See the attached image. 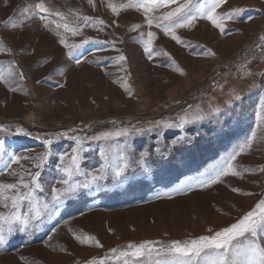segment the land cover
I'll use <instances>...</instances> for the list:
<instances>
[{"label": "rangeland", "instance_id": "374dc122", "mask_svg": "<svg viewBox=\"0 0 264 264\" xmlns=\"http://www.w3.org/2000/svg\"><path fill=\"white\" fill-rule=\"evenodd\" d=\"M38 2L0 0V48L5 49L0 52V73L6 76L13 73L7 83H0V126L9 129L0 132V145L5 149L0 156L4 161L9 160L12 152L35 157L45 151L38 136L47 138L75 129L72 135L84 140L81 161L84 172L94 171L104 163L99 151L107 147L110 165L123 163L120 156L126 157L129 179L118 183L109 169L102 187L77 191L54 215L45 214L42 219L32 221L23 232L19 231V225H14V234L0 247V264H93V261L156 264L163 257L158 258L155 253L136 262L130 257L117 258L118 252L127 250L129 243L139 245L151 241L167 246L173 241L185 242L211 235L255 209L259 200L264 199V172L259 171L264 167V120L257 118L261 94L254 91L229 109L213 115V107L221 109L234 102L226 101L233 99V96L226 97V92L211 102L217 86L225 82L212 85L198 96L194 92L210 83L215 71L233 60L253 40L262 29L264 19L250 25L226 21L225 29L232 28L233 33L224 43L229 46L232 43L234 50L221 55L224 47L218 49L219 35L210 34L215 27L207 20H197L189 28L177 29L176 35L183 41L177 43L160 29H149L142 10L127 8L115 15L108 7V3L119 6L128 0H93L92 5L88 0H44L50 11H59L64 19L47 14L44 20L28 18L24 9ZM202 2L193 0L195 4ZM228 2L218 13L233 10V3ZM247 3L264 11V0H247ZM168 10L163 8L153 15L159 16ZM247 13L251 12L242 11L239 17ZM85 15L103 20L104 24L85 26L77 36L65 32L63 27L57 28V24L64 23L69 27L79 26L83 22L77 17ZM137 25L140 27L132 30ZM148 31L155 33L153 52L160 53L151 59L142 43ZM57 32L68 43L89 40L74 50L80 64L68 57V49L59 43ZM224 35L220 38L225 39ZM188 42L202 43L208 50L204 52L203 48H195ZM119 55H124L126 60L118 62ZM218 55L221 58L212 61ZM253 69L242 77H234L235 81L243 80ZM21 72L22 79L18 75ZM253 81L248 85L249 91L263 90L264 97V81L258 77ZM181 117L194 122L184 124L183 129L154 126L156 121L176 125ZM17 127L30 135H13ZM149 128L152 131L138 133ZM123 129L130 135L107 141L88 139ZM253 131L256 137L251 148L234 162L241 176L225 177L223 183L186 195L173 192L180 182L199 178ZM174 140L176 144L172 143ZM74 146L75 142L69 138H61L51 146L46 165L39 169L45 188L43 193H36L41 201L51 199V187H62L56 184L60 178L56 165L59 156L70 154ZM142 153H147V171L138 164ZM32 163V160H22L20 164H13L0 175V184L17 182L26 169L37 171ZM11 172L17 175H10ZM83 179L81 176L75 181ZM232 188L239 189V193H234ZM157 193L171 198L157 199ZM20 211L28 212L27 203ZM7 212L0 202V213ZM78 236H89L92 240L81 244L75 238ZM96 242L102 247H97ZM112 249H117V254H112Z\"/></svg>", "mask_w": 264, "mask_h": 264}, {"label": "snow or ice", "instance_id": "6c2138e0", "mask_svg": "<svg viewBox=\"0 0 264 264\" xmlns=\"http://www.w3.org/2000/svg\"><path fill=\"white\" fill-rule=\"evenodd\" d=\"M228 0H203L202 3L195 4L193 0H128L127 4H121L119 6L108 3V7L113 14L119 15L121 10L127 8H134L136 10H142L145 22L149 29L155 27L160 29L164 35L170 36L172 40L177 43H183L179 36L176 35V30L181 28H189L194 25L197 20H207L213 27L219 30L221 34H224L225 22L232 21L239 16L242 9L236 8L233 10H226L223 13H218V9L222 8ZM90 5L93 4V0H88ZM171 5H176L171 7ZM169 8L170 10L163 12L159 16H154L153 13L163 9ZM24 13L28 15V18L39 17L44 20L47 14L49 16L55 15L62 20L64 16L59 11L52 12L46 7L44 0H39L30 8H25ZM78 20L83 23L79 26L69 27L67 23L63 25L57 24V28L63 27L65 32H71L73 36L81 35L85 26L95 27L96 25H103V20L93 19L89 16H79ZM47 27V25H45ZM140 26H135L132 30H136ZM99 30H102L99 29ZM56 35L60 36L59 43L68 49L67 55L70 59L74 60L76 64H80L81 60L75 55L76 49L82 48L83 45L89 43L88 39L82 40L79 44L68 43L66 38L60 35L59 32ZM147 39L142 40L144 46V52L148 54L151 59L154 55L160 53L153 52V42L155 40V33L152 31L147 32ZM144 33H141V37ZM261 39H264L262 37ZM98 43H105L99 41ZM113 47L115 42H112ZM5 49L0 48V52ZM164 55H167L164 53ZM214 55V54H213ZM124 55H119L117 61H125ZM178 70V69H177ZM13 75L9 72L7 76L0 73V83H7L8 77ZM19 78H23V73H19ZM14 90V89H12ZM216 113L219 109H214ZM198 119H204L203 116H198ZM258 120H264V97L260 100V111L257 113ZM190 121L185 117H181L179 124H170L164 121H156L154 126L157 128H173L180 127L183 129V125ZM9 129L5 126H0V132H7ZM76 130L69 129L65 132H58L49 135L47 138L37 137L43 142L45 151L37 154L35 157H28L12 152L10 158L4 161L0 156V175L5 174L6 169H11L13 164H20L22 160H32V169H26L23 174L19 175L17 182L9 184H0V202L3 207L8 209L7 213H0V247H3L8 238L14 234V225H19V231L23 232L29 229L32 221L42 219L43 215H54L59 211L61 205L71 196L81 189H91L93 186L102 187V181L108 179L109 169H111L112 178L118 183H124L129 179L127 173L129 164L126 157L120 156L123 163L117 165H110L109 152L107 147H101L99 155L104 163L97 169L91 172H84L81 168V161L83 160L84 140L81 137L72 135ZM83 131V129H81ZM144 131H152L151 128L146 130H138L139 134H143ZM13 135H30L23 128L17 127ZM130 133L127 129L117 130L115 132H106L101 135H94L88 139L92 141H107L113 137L129 136ZM256 137V132L253 131L244 142L238 144L230 153L222 157L215 164L209 166L199 178L190 179L180 182L173 192L177 195H186L189 192L196 189L209 188L212 185L220 184L224 182V178L228 176H241L242 173L236 169L234 162L237 157L246 150L250 149L253 144V139ZM61 138H69L75 142V146L70 154L60 155L59 163L56 165V170L60 174V178L56 180V184L62 185V187H51L50 195L51 199L47 202L41 201L36 195L37 192L43 193L45 191L44 185L41 183L42 173L39 169H43L47 163V160L51 154V146L55 141ZM183 139V138H182ZM176 144L177 141H173ZM127 147V145L125 146ZM5 151L4 147L0 145V153ZM147 153H142L138 164L142 169L147 171L145 167V160ZM245 171H252L246 169ZM259 171L264 172V167ZM10 175H17L15 172L9 173ZM84 177L82 181L76 182L75 178ZM234 193H239V189L232 188ZM8 193H14L9 195ZM245 195H251V193H244ZM157 199L171 198L161 196L159 193L156 195ZM27 203L28 212L22 214L20 209ZM210 233L212 229L208 230ZM81 244L88 243L92 240V237L83 236L75 237ZM97 247H102L99 242H96ZM112 254H117V249L111 250ZM153 253L159 258L156 264H264V199L259 200L255 205L253 211H249L237 222L232 223L230 226L214 232L211 235H201L196 239L190 241L180 242L173 241L167 246L158 245V242H143L139 245L129 243L127 250H119L118 257H130L136 262H139L145 258V256H151ZM93 264H103L102 261H93ZM127 264V261H125Z\"/></svg>", "mask_w": 264, "mask_h": 264}, {"label": "crops", "instance_id": "0c3cea01", "mask_svg": "<svg viewBox=\"0 0 264 264\" xmlns=\"http://www.w3.org/2000/svg\"><path fill=\"white\" fill-rule=\"evenodd\" d=\"M229 1L230 2H228V3H233V7H231V8H233V9L240 8V9H242V11L251 12V13H247V16H245V17H239L241 15V13H240L237 18H235L232 21H229L232 24H240V23H242L244 25H250V24L257 23L258 21H262L264 19L263 18L264 17L263 9L260 8V7L259 8L258 7L255 8V7L247 5L248 4L247 0H229ZM201 22H203V21H201ZM202 24H204V23H202ZM206 27H208V25ZM192 29L193 28H191V30ZM181 30H182V28H181ZM197 30H200V29H197ZM209 32H210V34L213 33L215 36L219 35L218 39H217L218 42H216V44L218 46V49L224 47L223 50H222L221 55L222 54L223 55L230 54L234 50L232 43L230 44V46H229V44L227 45V43H224V41L226 40V37H229V34L231 35L233 33V29L232 28H229V27L226 28V32H225V35H224L225 39H221L220 38L221 33L216 28L211 29ZM188 43H190L191 45H194L195 48H199V47L203 48L204 52H205L206 49L208 50V47L206 45L202 44V43H198V42H196V43L188 42ZM186 46H187V44H186ZM220 58H221V56L218 55V56L214 57L213 60L212 59L211 60L212 61H218ZM255 77H258V79H260L261 81H264V61L262 63L258 64L252 71H250L244 77L243 80L238 82V81H235V80H237L236 78H232V79L227 80V82L225 81L224 84L222 83L223 85L222 84H221V86L218 85L217 88H216L215 94L211 98V102H213L215 100V98H217L219 95H221V96L224 95L223 93H225V92L227 93V95H225L226 97L233 96V99L229 98L226 101L227 102L234 101L233 103H231V106L229 105V107H225L224 108L222 106V108L219 109L218 113H221L222 111H225L226 109H229L233 105L239 103L241 101V99H244V98L248 97L254 91H258L261 94V96L263 97V90L256 89V90H253V91H249L250 87L248 85L249 84H253V82H254L253 80L255 79ZM254 84H256V83H254ZM245 88H248V89L245 90ZM216 108L217 107H215V108L213 107V109H216ZM218 113L215 112L213 115L218 114ZM208 119H210V117L205 119L206 122H207ZM205 120H203V121H205ZM195 123H196V121H195Z\"/></svg>", "mask_w": 264, "mask_h": 264}, {"label": "built area", "instance_id": "2783aa9c", "mask_svg": "<svg viewBox=\"0 0 264 264\" xmlns=\"http://www.w3.org/2000/svg\"><path fill=\"white\" fill-rule=\"evenodd\" d=\"M264 25L253 40L238 53L231 61H227L222 64L214 73L212 79L194 92V96L204 94L215 84L225 82L234 77H242L249 70L256 67L258 64L264 61Z\"/></svg>", "mask_w": 264, "mask_h": 264}]
</instances>
